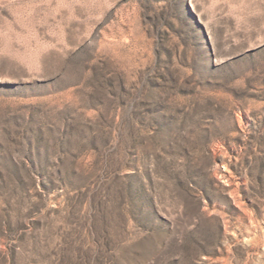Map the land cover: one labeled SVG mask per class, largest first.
<instances>
[{
    "label": "rangeland",
    "instance_id": "rangeland-1",
    "mask_svg": "<svg viewBox=\"0 0 264 264\" xmlns=\"http://www.w3.org/2000/svg\"><path fill=\"white\" fill-rule=\"evenodd\" d=\"M0 264H264V0H0Z\"/></svg>",
    "mask_w": 264,
    "mask_h": 264
}]
</instances>
